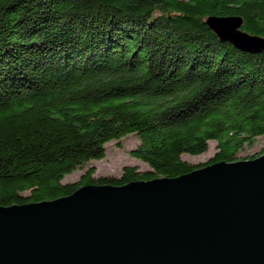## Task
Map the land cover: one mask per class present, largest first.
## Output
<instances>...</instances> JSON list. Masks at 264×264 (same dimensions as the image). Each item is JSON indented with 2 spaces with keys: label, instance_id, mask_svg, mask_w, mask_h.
I'll return each mask as SVG.
<instances>
[{
  "label": "trees",
  "instance_id": "trees-1",
  "mask_svg": "<svg viewBox=\"0 0 264 264\" xmlns=\"http://www.w3.org/2000/svg\"><path fill=\"white\" fill-rule=\"evenodd\" d=\"M212 15L264 37V0H0V205L176 177L263 135L264 48L221 41L203 21ZM131 132L129 154L148 168L61 182ZM208 140L204 163L179 158Z\"/></svg>",
  "mask_w": 264,
  "mask_h": 264
},
{
  "label": "water",
  "instance_id": "water-1",
  "mask_svg": "<svg viewBox=\"0 0 264 264\" xmlns=\"http://www.w3.org/2000/svg\"><path fill=\"white\" fill-rule=\"evenodd\" d=\"M240 18L203 21L221 41L261 51L264 37ZM0 264H264V153L0 205Z\"/></svg>",
  "mask_w": 264,
  "mask_h": 264
},
{
  "label": "rangeland",
  "instance_id": "rangeland-1",
  "mask_svg": "<svg viewBox=\"0 0 264 264\" xmlns=\"http://www.w3.org/2000/svg\"><path fill=\"white\" fill-rule=\"evenodd\" d=\"M215 142L208 140L206 149L201 154L188 155L186 153H181L179 158L186 160L187 163L194 165L195 163H204L206 159L211 157L215 152ZM138 144L136 135L131 132L130 134L122 135L118 140H108L104 144V157L101 159L95 160H86L81 165L72 169L70 173L65 174L61 178V182L70 183L71 181H77L80 174L83 173L86 169L92 168L91 176L93 178L97 176H108L113 177L119 176L121 167L124 166H135L137 171H142L148 166L145 163H142L139 160H136L135 157H131L129 151L131 148ZM264 150V134L256 135L250 145H243L242 150L238 151L236 155V160H243L250 156L257 154H262L261 151ZM248 156V157H246ZM250 159V158H248ZM228 162V161H227Z\"/></svg>",
  "mask_w": 264,
  "mask_h": 264
}]
</instances>
